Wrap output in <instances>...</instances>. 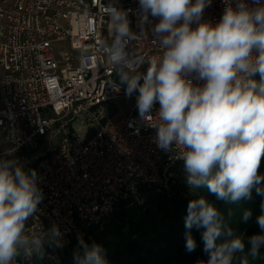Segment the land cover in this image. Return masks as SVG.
<instances>
[{
    "label": "clouds",
    "instance_id": "obj_1",
    "mask_svg": "<svg viewBox=\"0 0 264 264\" xmlns=\"http://www.w3.org/2000/svg\"><path fill=\"white\" fill-rule=\"evenodd\" d=\"M210 3L139 0L142 31L150 17L158 20L151 25L157 54L147 56L131 50L143 36L131 29L127 10L113 4L106 14L109 35L97 51L117 77L114 89L123 85L126 96L136 94L140 119L156 130L157 147H175L189 189L207 188L231 204L250 199L254 188L264 196V0H235L234 6L228 0L215 24L203 20ZM87 59L82 55V62ZM42 199L36 170L25 172L9 153L0 157V264L42 255V234L27 231ZM251 216L245 210L241 219ZM256 223L260 232L245 239L205 197L187 205L185 228L204 229L206 264H254L264 256V202ZM52 232L59 235L56 227ZM79 244L75 264H108L101 245L82 238ZM195 248L188 231L186 250Z\"/></svg>",
    "mask_w": 264,
    "mask_h": 264
},
{
    "label": "built area",
    "instance_id": "obj_2",
    "mask_svg": "<svg viewBox=\"0 0 264 264\" xmlns=\"http://www.w3.org/2000/svg\"><path fill=\"white\" fill-rule=\"evenodd\" d=\"M113 4L127 10L131 29L143 36L131 50L157 54L151 25L158 20L150 17L142 31L139 0H0V144H8L0 157L9 153L25 172L35 169L43 193L27 227L42 234V255L35 262L34 254H21L16 264H65L70 239H84L88 226L103 228L119 202L142 205L143 186L169 196L179 178L182 160L174 146L157 147L136 94L128 112L114 105L128 96L123 85L114 89L117 77L97 51L109 35ZM227 5L211 0L203 20L217 23ZM61 39L69 47H55Z\"/></svg>",
    "mask_w": 264,
    "mask_h": 264
},
{
    "label": "trees",
    "instance_id": "obj_3",
    "mask_svg": "<svg viewBox=\"0 0 264 264\" xmlns=\"http://www.w3.org/2000/svg\"><path fill=\"white\" fill-rule=\"evenodd\" d=\"M256 77L257 79L260 78L258 74ZM89 136L90 133L87 134V138ZM180 166H184L183 162ZM259 173L264 176V159H262ZM261 186H264V181H262ZM142 191L147 194L154 192L147 186H143ZM198 192V197L203 196L214 204L221 211L226 223L234 228L238 234H243L245 239L260 232L256 218L260 214V205L264 202V196L257 194L255 188L252 190L250 199L231 204L217 200L207 188H200ZM153 194L156 197L163 196L162 199L160 196L157 197L159 199L155 203L157 207H159V204L167 202L164 195L156 192ZM171 200L173 205L171 208L165 209V212L159 218L153 215L154 212L150 208L144 207L142 216L136 217L135 213L132 212V207H126L122 202L116 205L112 215L119 226L126 228L128 231L125 247L130 259L123 260L120 258L117 249L114 248L108 256V264H206L209 254L204 251L202 240L204 229L195 226L191 230L186 229L187 208L186 203L184 206L185 201L175 198ZM245 210H251L252 212L251 218L246 222L241 219ZM188 231L196 241V248L191 252L186 250V232ZM83 241L88 245L99 244L107 251L112 245L111 239L103 241L98 237L93 241L90 238L89 230H87ZM69 250L74 256L76 252L81 250L79 242L70 239L68 245L64 248L66 254H69ZM261 251L264 252V248ZM38 258L39 256L34 254L35 262H38ZM254 264H264V256L255 261Z\"/></svg>",
    "mask_w": 264,
    "mask_h": 264
},
{
    "label": "rangeland",
    "instance_id": "obj_4",
    "mask_svg": "<svg viewBox=\"0 0 264 264\" xmlns=\"http://www.w3.org/2000/svg\"><path fill=\"white\" fill-rule=\"evenodd\" d=\"M53 44L57 48H67L70 45V41L69 39H61V40L54 41ZM133 103H134V100L133 98H130V97H120L114 101L115 107L122 108L123 110L127 112L129 111ZM81 133L85 134V131L82 130ZM52 143H55V142L53 141ZM7 145H8L7 143H1L0 149L5 148ZM182 162H180V165ZM180 165L178 166V169H177L179 173V178H177L176 183L172 186L170 195L166 196L165 194H162L164 195L165 197L164 199H166L167 202L166 203L159 202L161 204H159V207H157L155 205L156 201L157 200L159 201L157 197L160 196V198L162 199L163 196L159 195L156 197V195L153 194L154 192L152 194H147L142 191L141 194L143 196L142 198L144 199L143 204L139 206H133L131 208L132 212L135 213L136 217L142 216L143 208L146 207V208L152 209L154 212L153 215L156 218H159L165 212V209H167L168 207L171 208V206L173 205V201L171 199L175 198L178 200L185 201L184 206L186 203V208H187L188 202L190 200L194 198H199L198 189H195V190L189 189V186L186 183V172H185L184 166H180ZM87 230H89L90 238L93 241H95V239L98 237L102 239L103 241H109L110 239L112 240V245L109 248V250L107 251L103 249L105 253V258L107 259V261H109L108 256L111 254V251L114 248L117 249V252L120 258H122L123 260L130 259V257H128L127 249L125 247V244L127 242V237H128V231L126 228L119 226V224L115 221V218L113 217L112 213L106 219L103 229L97 228L94 226H89ZM64 252H63V256H64L65 264H75L74 256L72 255L71 250L68 251L69 254H66V252L65 253Z\"/></svg>",
    "mask_w": 264,
    "mask_h": 264
}]
</instances>
